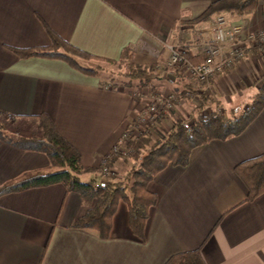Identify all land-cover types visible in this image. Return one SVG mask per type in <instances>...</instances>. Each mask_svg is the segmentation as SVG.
<instances>
[{
    "label": "crops",
    "instance_id": "obj_1",
    "mask_svg": "<svg viewBox=\"0 0 264 264\" xmlns=\"http://www.w3.org/2000/svg\"><path fill=\"white\" fill-rule=\"evenodd\" d=\"M215 1L0 0V122L11 124L5 130L0 123V187L51 169L45 152L14 143L42 135L43 122L78 150L84 167L95 170L80 178L100 183L105 179L98 170L125 133L132 146L137 128L150 132L143 122L156 97L173 108L163 110L154 125L160 138L204 112L238 118L233 115L242 114L264 86L262 47L204 82L166 66L169 45L184 46L189 58L202 54L201 35L212 24L200 29L195 21ZM225 14L230 23L244 25V40L248 31L264 29V0L251 12ZM48 28L92 60L118 63L130 56V64L155 66L156 73L163 68L164 74L133 93L113 86L103 68L15 51L48 47ZM263 153L264 106L237 134L213 137L191 151L187 165L169 164L154 177L148 188L158 201L143 237L133 231L123 201L103 237L97 229L74 225L96 201L86 202L63 183L1 194L0 264H166L194 250L205 264H264V193L248 200L235 171ZM111 158L119 178L135 163Z\"/></svg>",
    "mask_w": 264,
    "mask_h": 264
},
{
    "label": "trees",
    "instance_id": "obj_2",
    "mask_svg": "<svg viewBox=\"0 0 264 264\" xmlns=\"http://www.w3.org/2000/svg\"><path fill=\"white\" fill-rule=\"evenodd\" d=\"M259 0H217L213 2L206 12L195 23L214 22V16L219 13H247L253 11ZM51 44L44 48L15 49L22 57L34 55L60 56L67 58L75 64V59L68 51L76 52L82 56H90L65 42L52 29L48 28ZM201 48V47H200ZM201 51L203 49L201 48ZM189 57L190 54L186 52ZM206 58L205 52L196 57H190L195 63H200ZM154 66H143L132 70L131 77L148 83L154 77ZM264 106V86L254 98L252 104L247 107L238 118L222 121L215 114L211 120L204 122V116L196 117V124L191 128L185 123H178L164 138L155 141L148 134L141 139L138 137L132 142V147L142 149V159L136 161L131 168L119 178L112 170V152L107 159V166L111 172L105 175V182L97 183L95 180L83 181L80 175L94 172L93 168L84 167L81 164V156L78 150L70 144L56 129L43 122V137H20L14 143L26 149L45 152L51 160V169L45 172L26 173L19 180L6 182L0 187V195L19 191L30 187L47 186L55 183H63L68 190L78 192L82 198L95 205L79 218L74 225L97 229L103 237H108L112 227V218L121 201L125 202L130 213V225L133 231L140 237L144 236L149 210L156 205L158 196L148 188L154 177L169 164H188L191 151L213 137L217 136L215 122L221 123L225 129L223 137L237 134L243 126L250 121ZM1 137V132H0ZM103 171L101 168L98 170ZM235 171L248 188V200H253L264 193V153L246 160L235 167ZM166 264H205L200 251H188L174 255Z\"/></svg>",
    "mask_w": 264,
    "mask_h": 264
},
{
    "label": "built area",
    "instance_id": "obj_3",
    "mask_svg": "<svg viewBox=\"0 0 264 264\" xmlns=\"http://www.w3.org/2000/svg\"><path fill=\"white\" fill-rule=\"evenodd\" d=\"M245 30L243 24L229 23L224 14L217 15L211 27L203 32L201 35L200 46L206 54V58L194 64L190 62L186 56L187 50L181 48L179 45H170L171 59L169 65L183 71H187L192 78L196 80H207L218 73H223L225 70L231 68L237 60L245 57L247 52H251L253 47H262L264 49V29L254 33H248V39L242 38V33ZM212 32L211 35L209 32ZM249 40L250 44H248ZM160 106L162 109L160 110ZM166 108L172 110L170 101L156 99L149 107L150 116H159V114ZM130 132L125 133L121 143L114 147L113 152L123 158H131L133 156V147L127 143V137ZM107 157L103 164L104 176L111 172L107 166Z\"/></svg>",
    "mask_w": 264,
    "mask_h": 264
},
{
    "label": "rangeland",
    "instance_id": "obj_4",
    "mask_svg": "<svg viewBox=\"0 0 264 264\" xmlns=\"http://www.w3.org/2000/svg\"><path fill=\"white\" fill-rule=\"evenodd\" d=\"M220 14H224L225 17L227 18V15L225 13H219V14H216L214 16V19H215V17L217 15H220ZM213 23H212V21L211 22H207V23L205 22V23L200 24L199 26L201 27L200 29H203V28H207V26H209L210 24H213ZM250 32L251 31H248V33H250ZM253 32L255 33V31H253ZM181 48H184V46H181ZM185 50H187V49H185ZM169 51H170V48H169ZM68 53L73 57V59H75V61H76L75 64H77L79 66H81L82 64H85V65H88V67L89 66H95L97 70L103 68L104 71H105L104 74H106L107 77L110 79V82L112 83V85L115 86V87H118L121 90H126L127 92H133V93H135V91L136 92H139L140 91L142 85H147V83H145V82H143L141 80H138V79L133 78V77L130 76V74L132 73V70H134V69H136L138 67H143V66H139V65L136 66V65L130 64V56L127 57L126 59H124L123 61L118 62V63H107V62H98V61L92 60L91 58L82 56L81 54L76 53V52H72V51L69 52L68 51ZM170 59H171V51L169 53V58L167 60L166 66L169 67V68H175V67H172V66L169 65V60ZM189 60H190V62H192L194 64H198V63H195L194 61H192L190 58H189ZM237 61H239V60H237ZM236 62L233 64V66L236 64ZM231 68H229V69H231ZM154 69L156 70L157 67L154 66ZM175 69L178 70V71H180L187 78L196 80L195 78H192L191 75L187 71H183L182 69H178V68H175ZM158 70H160L161 72L158 71V73H156L154 71V77L149 82L153 81L155 79V77L157 76V74H164V69L163 68L162 69L159 68ZM223 73H218V74L220 75V74H223ZM218 74H216V75H218ZM216 75H214L213 77H215ZM213 77H211V78H213ZM197 81L204 82L206 80H203V81L197 80ZM149 82H148V84H149ZM154 92L157 93L158 90H156ZM253 100L250 101V103H248V106H245L243 108L242 113H244L245 109L252 104ZM176 107L180 108V110L182 108V107H179V106H176ZM174 109H175L174 114L177 115L180 112V110L179 109L177 110L176 108H174ZM204 113H205V115H203L204 116L203 117L204 118L203 119L204 122H208L207 120L210 121L211 120V117L206 116L207 112H204ZM218 115L225 117L226 114H224L221 110H219V114ZM240 115L241 114H236V115H233V116H240ZM223 118H222V121L223 122H226V121L229 120V119H226V118L223 119ZM1 120L2 121L0 123H3L4 124V127H5L4 129L5 130H7V128H10L11 124H9L8 121H3L2 118H1ZM157 120H161V116H148L147 119L143 122L144 125H145V127L147 126L146 129H145V131L150 130V132H146V133L148 134V136H151L152 135L153 137H155V141H158V140H161L162 139V138H160V135L156 136L157 134H156V129H155L154 125L156 124ZM188 121H187V123H188L187 124V127L188 128H191L192 126H194L196 124V122H195L196 121V118H194V121L192 120L191 123L188 122ZM213 125H216L217 126L216 122ZM218 126H220V127H218ZM218 126L215 127L216 128V130H214L215 133H217V135L224 134L225 129H223L221 127V123L220 122L218 123ZM141 128H137V130H136V133L138 132V135H139V138L140 139L142 137H144V136L147 135V134L146 135H143L145 133H142V134L140 133V132H142V131H140V130H142ZM3 134H5V133L3 132ZM37 137H41L42 138L43 137V132H42V135H38ZM133 149H134V151H133V156L134 157L128 158L127 160H131V161H135V162L141 160L142 159V156L144 154L143 150L142 149H138V148L136 149L134 146H133ZM99 174H100L101 177H103V179H105V176H104L103 171L102 172H99Z\"/></svg>",
    "mask_w": 264,
    "mask_h": 264
}]
</instances>
